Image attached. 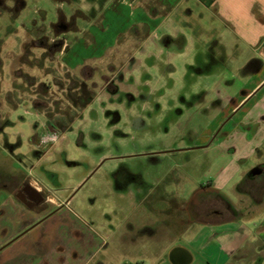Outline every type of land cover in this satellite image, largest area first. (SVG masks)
Masks as SVG:
<instances>
[{
  "label": "rangeland",
  "instance_id": "obj_1",
  "mask_svg": "<svg viewBox=\"0 0 264 264\" xmlns=\"http://www.w3.org/2000/svg\"><path fill=\"white\" fill-rule=\"evenodd\" d=\"M2 1L0 212L15 214V229L23 205L12 195L22 182L37 183L46 199L70 193V210L106 235L145 208L177 224L191 207L199 211L191 203L213 195L209 183L224 185L222 194L234 199L236 186L245 185L242 173L264 163V42L251 51L236 39L218 62L199 61L202 74L187 68L195 63L189 55L172 75L165 55L158 70L142 60L131 70L136 92L122 91L115 89L122 61L115 49L140 17L137 0ZM91 65L98 69L82 71L91 80L77 76L76 83L72 69L80 74ZM47 132L60 138L41 147ZM201 256L194 253L192 264Z\"/></svg>",
  "mask_w": 264,
  "mask_h": 264
},
{
  "label": "crops",
  "instance_id": "obj_2",
  "mask_svg": "<svg viewBox=\"0 0 264 264\" xmlns=\"http://www.w3.org/2000/svg\"><path fill=\"white\" fill-rule=\"evenodd\" d=\"M137 1L140 17L131 27L132 34L118 38L115 49L122 59L117 70L120 85L116 90L132 88L136 92L138 84L131 70L141 66L145 59L151 62L150 69L158 70L156 63L165 55L167 70L172 75L179 69L178 62L189 55L195 63L187 68L202 74L199 61L218 62L227 55V48L236 39L242 40L251 51H258L256 46L264 42V0ZM111 58L108 56L107 66L115 67ZM84 69L97 70L98 66L83 67L80 74L72 69L76 83H79L77 76L91 80L92 75H82ZM151 76L149 73L143 76L144 86L150 90ZM130 77L132 83L128 81ZM256 87L259 84L239 100L233 110ZM260 166L264 163L242 173V177L250 181L244 188L236 186L234 199L222 194L224 185L209 183L208 189H212L213 195L191 203L199 206V211L193 214L194 206L191 207L186 214L176 216L177 224L170 222V215H159L154 209L145 208L143 214L125 216L121 224L106 235L107 230L97 231L89 220L70 210V193L55 196V199L45 198V203L56 205L50 211L31 208L17 194L22 182L12 195L23 205L19 208L21 215H16L21 217L20 227L15 229L11 223L15 214L0 212V264H146L150 259L152 264H168V261L172 264L169 257L175 247H183L192 254L190 264L194 253L202 255L200 264H264V173L258 171ZM32 187L42 194L37 183ZM148 188L152 192L156 189ZM139 191L137 208L141 210L146 198L141 187ZM23 207L31 213H25ZM161 237L168 243L164 244ZM178 239L184 240L187 246L173 243ZM143 243L146 244L142 248Z\"/></svg>",
  "mask_w": 264,
  "mask_h": 264
},
{
  "label": "water",
  "instance_id": "obj_3",
  "mask_svg": "<svg viewBox=\"0 0 264 264\" xmlns=\"http://www.w3.org/2000/svg\"><path fill=\"white\" fill-rule=\"evenodd\" d=\"M1 5H3L2 0H0V6ZM27 189L31 190L35 195L39 197V200L37 203H41L44 200L42 194L39 191H37L34 187H32L31 185L29 184L26 185L25 190ZM169 259L172 264H190L193 260V257H192V254L187 249L183 247H175L170 252Z\"/></svg>",
  "mask_w": 264,
  "mask_h": 264
},
{
  "label": "flooded vegetation",
  "instance_id": "obj_4",
  "mask_svg": "<svg viewBox=\"0 0 264 264\" xmlns=\"http://www.w3.org/2000/svg\"><path fill=\"white\" fill-rule=\"evenodd\" d=\"M260 167H262V168H260V170H258V171H262L261 174H263L264 173L263 172L264 166H260ZM249 181H250V179L246 178L243 183L247 184V182H249ZM26 185H28V184H24L21 187L17 188V194L20 197H22L26 202H28L29 205L31 206V208H40V207L47 208L45 206V197L43 196V194H42V196H43L44 200L41 203H37L39 200V197L37 195H35L29 189L25 190ZM193 214H196V213L194 212Z\"/></svg>",
  "mask_w": 264,
  "mask_h": 264
},
{
  "label": "built area",
  "instance_id": "obj_5",
  "mask_svg": "<svg viewBox=\"0 0 264 264\" xmlns=\"http://www.w3.org/2000/svg\"><path fill=\"white\" fill-rule=\"evenodd\" d=\"M59 138H60L59 133L47 132L46 134L40 137V145L41 147L55 145L58 142Z\"/></svg>",
  "mask_w": 264,
  "mask_h": 264
}]
</instances>
